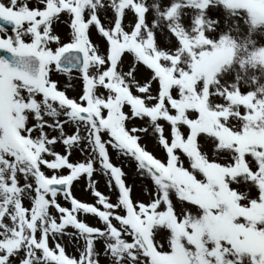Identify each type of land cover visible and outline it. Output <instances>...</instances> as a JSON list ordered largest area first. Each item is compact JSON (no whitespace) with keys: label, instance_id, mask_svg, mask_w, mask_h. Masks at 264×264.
Instances as JSON below:
<instances>
[{"label":"snow or ice","instance_id":"6c2138e0","mask_svg":"<svg viewBox=\"0 0 264 264\" xmlns=\"http://www.w3.org/2000/svg\"><path fill=\"white\" fill-rule=\"evenodd\" d=\"M253 25L227 0H0V264H264V144L240 146L233 67L182 79L185 39L211 51ZM205 93L237 139L202 126Z\"/></svg>","mask_w":264,"mask_h":264},{"label":"rangeland","instance_id":"374dc122","mask_svg":"<svg viewBox=\"0 0 264 264\" xmlns=\"http://www.w3.org/2000/svg\"><path fill=\"white\" fill-rule=\"evenodd\" d=\"M253 1L258 2V6H260L255 10L260 16H264V0H227V3L234 6H243L246 10L250 5L251 8L255 7L252 6ZM190 2H192V0H190ZM242 36L243 38H241ZM93 39H96L95 35ZM206 43L207 41L199 35L195 37L194 43L193 41L185 39L183 50L187 56L192 58L189 67L193 69V72L191 74L185 73L182 79L188 86L195 83L200 76H205L208 81H212L221 67L231 64L233 67L231 74L233 83L230 99L232 104L236 105L234 111L236 114H239L241 104L247 105L248 108L251 109V111L245 113V120L248 126L239 137L240 146L246 148L255 144H264V29L257 28L253 25L251 35L245 34L243 29L241 33H232L231 36L226 33L224 39L214 45L211 51L207 48L196 50L198 45ZM180 58V53H177L176 59L179 60ZM185 63H188V61L185 60ZM237 74H239V79H236ZM167 75L171 78L170 72H168ZM54 78L62 82L64 81L63 76H56ZM218 83L220 87L224 86L223 82ZM213 86L215 87V85ZM241 90L246 94L241 95ZM206 101V93L197 99L199 106L207 114L206 119L202 122V126L213 134L219 132L225 143L237 139L230 130L225 129L223 125H219V121L216 119V116L219 114H231L233 108L228 106L223 109L222 113H209ZM257 120H260V125H257ZM214 124L218 125V127L214 128ZM149 147L151 148V145ZM155 154L158 157L162 155L159 151H156ZM113 159L115 162H118L120 157L114 154ZM125 170L128 172V182L133 184V198L145 199L147 193L143 191V187L147 185L145 184L142 187L141 181L137 179L134 170L127 167ZM239 170H244L242 162ZM97 180L99 190L114 199V194L108 190L105 180L102 177H97ZM75 188V195L77 197L88 202H94L91 193L86 187V181L82 180L80 183H77ZM61 202L63 203L62 200ZM201 202H203V197H201ZM168 217L170 222L175 225V220L171 217L170 212ZM88 219L92 224L97 223V220L93 217H89ZM183 224L184 222L180 225H176L178 234L185 232ZM193 231L199 232L200 229L197 227Z\"/></svg>","mask_w":264,"mask_h":264},{"label":"water","instance_id":"95a60500","mask_svg":"<svg viewBox=\"0 0 264 264\" xmlns=\"http://www.w3.org/2000/svg\"><path fill=\"white\" fill-rule=\"evenodd\" d=\"M0 54H2V50L0 49Z\"/></svg>","mask_w":264,"mask_h":264}]
</instances>
